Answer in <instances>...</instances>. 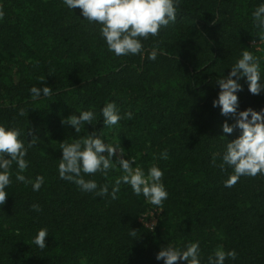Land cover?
Segmentation results:
<instances>
[{"label":"trees","instance_id":"1","mask_svg":"<svg viewBox=\"0 0 264 264\" xmlns=\"http://www.w3.org/2000/svg\"><path fill=\"white\" fill-rule=\"evenodd\" d=\"M258 3L180 0L176 21L144 42L164 53L152 61L146 52L109 53L99 26L62 0H0V123L20 128L26 145L38 138L28 150L25 175L46 179L40 192L18 182L8 189L0 205V264H163L156 260L163 246L189 241L200 242L203 264L218 246L238 254L226 264H264V175L225 188L231 169L221 170L219 157L212 163L213 153H222L237 134L222 137L223 122L234 121L212 106L216 80L231 71L244 47L264 56V45L259 52L253 47L259 37L251 12ZM241 83L240 109H264V93L252 95L246 80ZM45 85L53 94L34 100L31 87ZM105 101H115L122 114L131 111L132 119L104 128L98 115L80 136L104 128L126 159L134 156L145 170L158 164L169 192L162 208L128 185L111 200L59 178L60 143L79 138L62 120L81 108L99 113ZM164 151L167 159L160 158ZM121 174L117 167L92 178L111 191ZM34 203L41 211L32 209ZM41 227L49 232L44 250L32 243Z\"/></svg>","mask_w":264,"mask_h":264},{"label":"clouds","instance_id":"2","mask_svg":"<svg viewBox=\"0 0 264 264\" xmlns=\"http://www.w3.org/2000/svg\"><path fill=\"white\" fill-rule=\"evenodd\" d=\"M179 3L180 0H62L66 9H79L82 20L99 26V35L109 53L126 57L146 52L147 58L152 61L164 53L156 47L146 49L144 42L156 37L162 27L176 21ZM251 21L256 29L255 36L259 37V43L253 47L259 52L262 51L260 45H264V0H259L251 12ZM251 48L241 49L230 67L231 71L227 75L219 74L216 80L219 92L212 106L219 108L222 116L231 117L234 121L231 124L228 120L223 122L222 132L226 135L222 137L237 133L234 139L228 140L222 153L212 155L213 164L219 157L221 170L231 169L223 183L225 188L233 187L241 177L264 175V109L258 111L248 107L241 110L239 100V93L243 91L242 80H246L252 95L264 93V56L255 55ZM29 91L34 100L53 94L48 85L42 88L33 86ZM76 112L79 115L74 113L62 120L63 124L75 129V136L79 138H68L60 143L62 156L57 164L59 178L75 184L83 193L110 197L111 200L118 199L121 184L128 185L133 194L143 196L148 204L162 208L169 197L163 179L164 170L156 163L145 170L136 164L134 156L126 159V152L120 143L108 141L103 134L104 128H114L125 118L132 119L133 113L122 114L115 101H105L99 113L94 107L81 108ZM19 115L24 116L25 110L21 109ZM98 115L102 117L105 127L99 132H89L87 128V134L80 136L85 126L97 124L93 122L97 121ZM37 140L33 136L26 145L20 128L0 123V205L7 201L10 196L8 189L14 182L30 185L33 192H40L45 185L44 175H25L30 166V161L26 159L28 150ZM167 155V151L161 152L160 158L167 159ZM117 167L122 174L116 177L111 191L108 184L99 185L92 178L97 173L107 177ZM31 207L34 211H41L39 204L34 203ZM136 233L132 230L129 235L135 237ZM48 236L47 227H41L36 231L32 243L44 250ZM237 255L235 249L218 246L207 256L206 264H226V261H235ZM156 260H162L163 264H203L200 242L189 241L183 246L169 242L157 253Z\"/></svg>","mask_w":264,"mask_h":264}]
</instances>
